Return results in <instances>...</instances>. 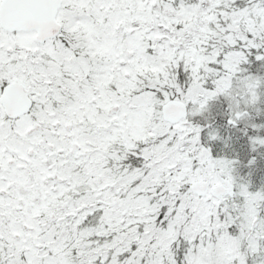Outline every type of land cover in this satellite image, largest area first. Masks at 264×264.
<instances>
[{
    "label": "snow or ice",
    "instance_id": "6c2138e0",
    "mask_svg": "<svg viewBox=\"0 0 264 264\" xmlns=\"http://www.w3.org/2000/svg\"><path fill=\"white\" fill-rule=\"evenodd\" d=\"M0 264H264V0H0Z\"/></svg>",
    "mask_w": 264,
    "mask_h": 264
}]
</instances>
